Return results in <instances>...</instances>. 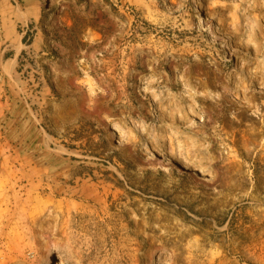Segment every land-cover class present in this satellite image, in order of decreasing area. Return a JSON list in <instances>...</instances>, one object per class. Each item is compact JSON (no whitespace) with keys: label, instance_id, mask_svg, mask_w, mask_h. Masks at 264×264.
<instances>
[{"label":"rangeland","instance_id":"rangeland-1","mask_svg":"<svg viewBox=\"0 0 264 264\" xmlns=\"http://www.w3.org/2000/svg\"><path fill=\"white\" fill-rule=\"evenodd\" d=\"M23 3L0 0V264H264V0Z\"/></svg>","mask_w":264,"mask_h":264},{"label":"crops","instance_id":"crops-1","mask_svg":"<svg viewBox=\"0 0 264 264\" xmlns=\"http://www.w3.org/2000/svg\"><path fill=\"white\" fill-rule=\"evenodd\" d=\"M23 3V8L25 9V11H28L29 13H36L37 9H38V3L37 0H22ZM31 17V16H29ZM78 77L79 75L72 77L71 80L73 82L72 87L73 88H78L79 84H78ZM82 86L85 88V93H87L86 95H88L87 89L88 86L86 84H82Z\"/></svg>","mask_w":264,"mask_h":264},{"label":"bare ground","instance_id":"bare-ground-1","mask_svg":"<svg viewBox=\"0 0 264 264\" xmlns=\"http://www.w3.org/2000/svg\"><path fill=\"white\" fill-rule=\"evenodd\" d=\"M33 163V162H32ZM34 167V166H33ZM32 187H35L36 188V184H34ZM25 199H27V198H25ZM27 201H29V199L27 200ZM26 204V203H25ZM21 207V213L22 214H24L25 212H26V210L24 209V207H23V205H21L20 206ZM11 212V211H10ZM33 210L31 211V212H29V214L31 215V214H33ZM29 215V216H30ZM30 218V217H29ZM17 228V227H16ZM5 232V231H4ZM16 232V231H15ZM20 234V233H19ZM12 235V234H11ZM15 235V234H14ZM19 237H20V235H18ZM177 262V261H176ZM56 264H67V262H65V261H63L62 259L61 260H58L57 262H56ZM219 264V263H218ZM220 264H221V262H220Z\"/></svg>","mask_w":264,"mask_h":264}]
</instances>
